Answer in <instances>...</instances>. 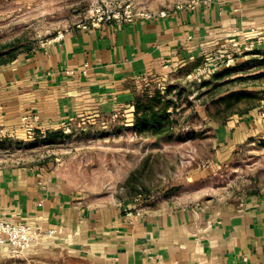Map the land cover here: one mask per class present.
Returning <instances> with one entry per match:
<instances>
[{
	"label": "crops",
	"instance_id": "crops-1",
	"mask_svg": "<svg viewBox=\"0 0 264 264\" xmlns=\"http://www.w3.org/2000/svg\"><path fill=\"white\" fill-rule=\"evenodd\" d=\"M160 12L78 26L0 59V140L25 136L26 115L39 130L126 106L133 115L141 82L189 75L208 51L237 50L249 39L264 45V0H197ZM210 126L214 157L192 182L241 145L264 140V99ZM201 197L156 206L92 200L48 165L1 164L0 220L55 232L21 257L0 254V264H264V189L237 203Z\"/></svg>",
	"mask_w": 264,
	"mask_h": 264
},
{
	"label": "rangeland",
	"instance_id": "rangeland-1",
	"mask_svg": "<svg viewBox=\"0 0 264 264\" xmlns=\"http://www.w3.org/2000/svg\"><path fill=\"white\" fill-rule=\"evenodd\" d=\"M196 1L0 0V57L11 49L17 54L34 49L78 26L170 11ZM250 40L237 50L208 51L189 75L180 70L166 80L141 82L134 97L145 99L160 91L164 101L172 100L170 117L156 132L139 131L134 108L129 116L127 106L56 130H39L37 117L26 115L34 130L28 133L25 127L22 138L0 140V165H48L71 189L92 200L108 196L156 206L191 203L201 195L237 203L264 189V140L241 145L198 181L190 178L213 160L210 122H222L264 99V45Z\"/></svg>",
	"mask_w": 264,
	"mask_h": 264
},
{
	"label": "built area",
	"instance_id": "built-area-1",
	"mask_svg": "<svg viewBox=\"0 0 264 264\" xmlns=\"http://www.w3.org/2000/svg\"><path fill=\"white\" fill-rule=\"evenodd\" d=\"M161 16L166 15V11L160 12ZM153 17L154 13L146 15ZM62 35V34H60ZM25 127L28 133L34 130L31 120L28 116L23 117ZM55 230L45 233L41 225L32 222L13 223L6 219L0 220V254H7L11 257H21L27 251L34 248L41 239L50 236Z\"/></svg>",
	"mask_w": 264,
	"mask_h": 264
},
{
	"label": "trees",
	"instance_id": "trees-1",
	"mask_svg": "<svg viewBox=\"0 0 264 264\" xmlns=\"http://www.w3.org/2000/svg\"><path fill=\"white\" fill-rule=\"evenodd\" d=\"M5 55L8 56L0 57V59H2L3 61L11 60L14 59L18 54L16 53V51H14V49H11ZM234 95H236L237 99L241 98L240 97L241 92H237ZM228 96H231V94ZM258 100H261V98H258ZM170 102H172V100L169 101L163 100V96H161L160 91H157L153 97H148L146 95L145 99L135 95L133 105H134V123L136 128L139 131L150 129L151 131L156 132L155 131L156 126L165 124L170 117V112L168 111ZM158 105L160 106L158 107ZM255 105L256 103L249 105L245 110L233 111L231 115L234 113L243 114L245 112H248ZM227 106L229 107L230 105ZM225 120L226 118L223 121Z\"/></svg>",
	"mask_w": 264,
	"mask_h": 264
}]
</instances>
